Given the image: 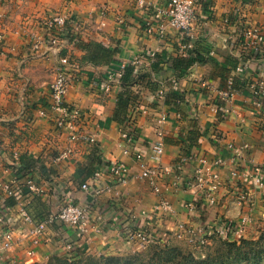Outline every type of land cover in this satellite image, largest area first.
Here are the masks:
<instances>
[{
	"label": "crops",
	"instance_id": "obj_1",
	"mask_svg": "<svg viewBox=\"0 0 264 264\" xmlns=\"http://www.w3.org/2000/svg\"><path fill=\"white\" fill-rule=\"evenodd\" d=\"M144 2L0 0V199L5 194L4 184L15 178L16 165L21 164L43 189L28 205L34 222L57 210L66 195L90 207L86 232L55 224L46 230L40 246L31 250L27 237L30 226L21 225L13 232L14 243L5 257L26 264L43 261L51 254L77 258L115 253L127 244L119 237L114 219L127 224L144 222L145 227L160 231L174 230L179 222L188 221L206 227L210 240L217 235V226L236 221L243 211L236 197L238 189L247 190L255 199L245 235L264 220V190L252 180L230 182L227 168L219 169L223 186L214 206L198 205L191 213L184 207L192 196L186 180L193 175L198 157L223 156L229 160L234 154L227 144H247L240 163L246 168L264 164V107L255 108L246 89L250 81H264V46L253 56L238 40L242 26H257L264 32V0H196L190 37L193 48L187 55L180 54L183 39L178 31L156 13L166 1ZM100 8L104 16L99 14ZM54 14L82 22L76 32L80 44L62 38L56 46L41 44L32 50V44L45 37V21ZM160 25L164 32L157 36L154 30ZM149 26L152 32L147 31ZM96 44L109 55L106 61L92 64L85 58ZM190 54L198 60L182 66ZM63 56L69 57V73L76 78L71 80L66 100L87 113L83 128L96 135L98 155L83 144H70L65 134L55 130L51 118L36 115V109L48 102V84ZM134 59L137 61L130 65L126 82L129 102L124 108L126 116L131 113L129 128L135 135L130 150L143 153L153 165L149 144L162 142L158 184L173 207L171 214L146 218L141 211L158 200L150 183L137 177L112 183L100 165L115 156L127 165L130 175L139 173L137 161L122 154L120 130L124 127L113 119L123 84L113 82L106 93L91 85L92 80L105 78L113 66ZM229 86L232 95L224 102L218 92ZM225 107L228 112L222 115ZM68 147L72 149L70 155L55 161ZM183 157L188 160L181 162ZM83 183L99 187L101 192L93 195L81 189ZM12 187L17 186L12 183ZM69 243L71 250L66 249ZM178 243L185 244L171 239L169 245Z\"/></svg>",
	"mask_w": 264,
	"mask_h": 264
},
{
	"label": "built area",
	"instance_id": "obj_2",
	"mask_svg": "<svg viewBox=\"0 0 264 264\" xmlns=\"http://www.w3.org/2000/svg\"><path fill=\"white\" fill-rule=\"evenodd\" d=\"M166 6L158 8L157 14L166 18V25L177 30L183 39L180 47V54L187 55L191 51L193 44L190 41L191 30L195 20L194 6L196 0H165ZM140 5H144V0H138ZM104 9L100 8L99 14L104 16ZM81 21L73 17L60 14H54L45 21V37L40 41L36 40L32 46V50H37L43 44L46 47H53L58 44L62 38H66L74 45L80 44V38L76 34L82 26ZM148 32H152V27L147 28ZM157 36H161L164 32L162 25L154 30ZM0 36V41H1ZM238 40L241 46L248 52L261 53L264 46V32L257 26H242L239 31ZM134 59L130 63H121L113 66L108 71L105 78L94 79L91 82L93 87L99 88L102 92H108L113 82H122V77L127 65L136 62ZM72 66L69 57L63 56L59 58V63L55 68L53 79L48 84V102L45 107L36 109L38 117H49L52 119L55 130L65 134L70 144H83L90 153L98 155L99 147L96 135L84 130L83 125L88 121V115L77 104L70 103L66 100V93L72 79L69 69ZM251 103L255 108L264 107V81L254 80L246 84ZM158 94L162 95L163 91L159 90ZM220 98L227 102L232 95V88L229 86L225 90L218 92ZM228 112L227 107L222 108V115ZM131 113L128 114V118ZM163 120L164 118L161 117ZM129 123L120 130V138L124 145L121 148L122 154L130 155L137 161L139 173L130 175L127 165L117 159L115 156H109L101 162L100 165L111 179L112 183L120 184L127 182L130 178L137 177L146 179L152 190L158 195V200L148 210H142L141 215L152 216L154 214L163 213L171 214L173 212L172 203L162 194L158 180L161 176L159 161L163 153V144L161 141H155L149 144L151 150V158L155 164L150 165L144 158L143 153L135 150L131 151L130 146L135 141L133 130L129 128ZM234 157L227 160L223 156H216L209 159L200 156L195 160L197 166L193 171L191 178L186 180L187 187L191 190L192 196L185 203L187 212H193L198 205L214 206L217 203L218 193L223 186L220 178L219 169L227 168L228 180L232 183L239 181L245 182L252 180L256 186L264 190V164L253 165L250 168L244 167L242 160V152L248 149L247 144L235 145L227 144ZM72 149L70 147L62 150L56 157L55 161L67 158ZM188 158L183 157L181 162L187 161ZM96 175L98 173H95ZM12 183L17 187L13 188ZM81 189L89 190L93 195H98L101 190L99 187L90 188L87 183L81 184ZM4 196L0 199V264H20L16 258L5 257L7 252L14 243L13 232L21 225L30 226L27 231L28 241L31 250L40 246L42 237L48 228L55 224L71 227L80 233L87 231L90 226V207L88 204H81L73 200L70 195H66L57 210L47 213L39 222H34L28 211V205L34 196L43 193V189L36 183L33 176L26 171L23 165H16L15 178L3 186ZM239 203L243 204L244 209L240 213L238 219L230 223H222L217 226L214 232L224 238L231 235H241L246 231L250 221L251 214L255 206V199L251 193L245 189H238L236 194ZM12 199L13 204H8V200ZM16 207V210L13 208ZM135 216H131L134 220ZM114 227L120 230V238L126 244L135 245L136 248H145L149 244L169 245L171 239L185 241L194 248H201L208 243V237L211 234L206 227L202 225H192L188 221H182L177 224L176 229L156 230L145 227L143 224L133 222L131 224L121 223L119 219L112 221ZM67 250H71V244L66 245ZM29 254L31 253L28 252ZM69 257V254H68Z\"/></svg>",
	"mask_w": 264,
	"mask_h": 264
},
{
	"label": "rangeland",
	"instance_id": "obj_3",
	"mask_svg": "<svg viewBox=\"0 0 264 264\" xmlns=\"http://www.w3.org/2000/svg\"><path fill=\"white\" fill-rule=\"evenodd\" d=\"M256 226L251 233L246 235V232L227 238L214 235L208 240L210 242L201 248H194L185 241V244H172L167 248L151 245L138 249L134 245L127 244V247L121 248L115 253L104 255L109 258V262L106 264H224V262L236 264L234 256L238 252L241 253L240 257L242 254L250 255V252L257 248L264 250V220ZM52 255L55 254L49 255L43 261H31L26 264L45 263ZM56 255L68 257L64 254ZM262 256V259L257 263L243 260L238 264H264V252Z\"/></svg>",
	"mask_w": 264,
	"mask_h": 264
},
{
	"label": "trees",
	"instance_id": "obj_4",
	"mask_svg": "<svg viewBox=\"0 0 264 264\" xmlns=\"http://www.w3.org/2000/svg\"><path fill=\"white\" fill-rule=\"evenodd\" d=\"M192 52V51H191ZM190 52V53H191ZM251 54L254 55H258L257 52H251ZM109 53L106 49H104L102 46L99 45H95L93 50L86 56V60L92 64H96L97 62H103L107 60ZM189 55V54H188ZM179 61H182V59L178 58ZM198 59L196 58V56H193L190 54V56H188L187 61L184 63H182V66L187 67L189 65H191L193 62L197 61ZM200 61V60H199ZM131 73V68L130 65H127L125 68V72L124 75L122 77V84H123V90L122 92L118 93L117 96V107L116 110L113 113V119L117 120L118 122L121 123V125L123 127L126 126V124H128V122L131 121V116L128 118L125 114H124V108L128 105L129 102V92L126 86V82H127V78L128 75ZM8 204H13V200L10 199L7 201ZM250 243V242H249ZM151 245L154 246H158L161 248H167L170 247V245H159V244H149L146 247H149ZM235 245V244H234ZM264 250L263 249H259L257 248L254 251L250 252V255L248 254H242V256L239 257V255H241L240 252H238L236 254V256H234L235 262L236 264H238L239 262L243 261V260H247V261H252L254 263L259 262L262 259V254H263ZM84 255V256H82ZM79 257L75 258V257H62L59 255H52L48 258V260L45 263H33V264H106L109 261V258H106L105 255H98V256H93V255H88V254H82ZM203 262V261H201ZM200 262V263H201ZM227 262H224V264H226Z\"/></svg>",
	"mask_w": 264,
	"mask_h": 264
}]
</instances>
